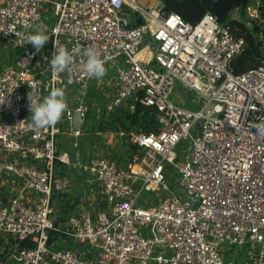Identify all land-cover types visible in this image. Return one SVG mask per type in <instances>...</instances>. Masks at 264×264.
Returning <instances> with one entry per match:
<instances>
[{"label": "built area", "instance_id": "2783aa9c", "mask_svg": "<svg viewBox=\"0 0 264 264\" xmlns=\"http://www.w3.org/2000/svg\"><path fill=\"white\" fill-rule=\"evenodd\" d=\"M139 1L0 4V50L22 51L15 64L0 59V264H240L225 259V245L252 246L248 263L264 264V65L230 69L245 41L215 14L193 24ZM261 4L249 0L238 12L259 21ZM51 11L50 26L44 14ZM41 25L50 39L37 52L26 38ZM54 39L73 55L70 71L53 72ZM88 48L117 70L101 87L108 113L134 112L141 103L160 114L156 132L127 134L139 146L128 165L100 151L74 161L58 149L59 122L29 128V95L38 102L55 87L66 100L75 95L83 124L70 128L81 135L95 79L84 70ZM177 80L203 98L202 108L171 100ZM70 110L64 121L71 126ZM183 139L190 152L179 161ZM167 164L183 194L140 203L142 192L168 190ZM71 167L87 174L100 202L94 212L58 220L54 201L71 187ZM28 240L32 246H21Z\"/></svg>", "mask_w": 264, "mask_h": 264}, {"label": "rangeland", "instance_id": "374dc122", "mask_svg": "<svg viewBox=\"0 0 264 264\" xmlns=\"http://www.w3.org/2000/svg\"><path fill=\"white\" fill-rule=\"evenodd\" d=\"M157 1L158 0H140L139 2L145 8H150L152 5L153 6L156 4L157 6L162 5L161 1L160 2ZM44 15L45 16L49 15L48 23L51 26L52 23H54L55 21L53 11L49 13H45ZM5 58L12 62L15 61L13 56H11L10 54L6 55ZM105 68H106V74L102 78H95L89 84L90 93L85 96L84 102L87 103L89 106L91 105L93 107V111L89 113V117L85 118V123L83 125L81 135L73 136L71 134V128H70L71 126L65 123L64 121L65 113H64L61 121L59 122V134L57 135L58 149L61 152L68 153L70 157L73 158L74 161L77 160L78 153L80 154V156L82 155L80 157L82 161L83 157L85 158L87 155H92L97 151L104 152V154L110 152L115 154V157L118 160V162H120L121 164L128 165L129 163H131L130 157L132 153L131 145H130L131 143L129 140V136L127 135L128 132L111 131V129L108 128H110L109 127L110 122H113L112 117L111 116L110 117L108 116L106 118L102 117V109L106 105L108 101V97L106 96L105 92H103L101 87L102 86L108 87L109 85L108 80L111 77H115L117 72V70L114 69L113 66H105ZM109 82L111 83V86H113L112 83L113 81H109ZM171 100L175 104L185 109L198 110L202 108L204 105L203 98L197 92L185 86L184 83L179 80L175 82ZM66 103H67V109H74V107L76 106L75 95L70 93L68 95V99L66 100ZM27 117L30 120V113H27ZM100 124H103L107 128V130L102 131L99 128ZM175 149L178 155V160L182 161L183 159L186 158L187 154L190 152V142L183 139L180 143L177 144ZM137 153H134V155ZM167 167L170 169L168 173L169 177L166 180L168 190L161 188L160 190H158V192H151V193H148L146 191L142 192L141 198L139 200L140 203L147 201L150 202L149 204H155L158 200L167 196V194L170 193V191L178 195L183 194L182 188L180 186V179H181L180 175L173 166H169L167 164ZM71 168L69 169V171L72 170L73 172L70 174V177L75 176L74 177L75 180L73 179L74 186L71 193L73 192L72 194H74L73 196L75 197L74 199L70 197H66L68 200L67 204H64L63 199L56 201L54 203L55 216H58V214L68 211L69 209L71 211V209H73L74 207V204L79 200L82 202L81 208H84L86 209L84 211H89V212H91L93 209L95 210V208L98 207V205H96L95 202L96 203L100 202V197L97 194V192L93 190L94 185L91 186L90 184L91 181H89V177L87 176V174L82 171L79 172L78 171L80 169L79 167H76L77 170H73ZM76 177H78V179ZM74 191H76V193L78 194L75 195ZM69 202H72L73 205L71 206ZM251 251H253L252 246L236 247V246L225 245L223 247V253L225 259H233L235 263H240V264H249L248 262L250 259Z\"/></svg>", "mask_w": 264, "mask_h": 264}, {"label": "trees", "instance_id": "16d2710c", "mask_svg": "<svg viewBox=\"0 0 264 264\" xmlns=\"http://www.w3.org/2000/svg\"><path fill=\"white\" fill-rule=\"evenodd\" d=\"M163 8L168 13H177L183 17L184 20L196 24L207 13L211 12L215 14L220 22H228L232 33L238 39L245 41L244 50L236 55L230 63V69L235 74H241L247 70H251L264 65V0L259 8L261 19L259 21L250 20L245 18H230V14L235 9H244L249 4V0H161ZM244 16V15H243ZM22 54L21 50H17L11 53L15 61L11 63L15 64L17 59ZM90 112L93 111V107L90 105ZM89 112V113H90ZM159 112L157 108L146 106L141 103H137L134 112H129L124 109H119L117 114H110L106 111V108L102 109V117H112L113 122H110L111 131L130 132L131 130L137 133L142 132L149 134L158 130V118ZM89 117V114L88 116ZM99 128L102 131H106L107 128L100 124ZM131 144V157L130 161L133 162V155L137 153L139 146ZM66 212V211H65ZM58 235H56L57 237ZM54 239V235L51 236V240ZM21 246H32L31 241H24ZM246 247V246H245Z\"/></svg>", "mask_w": 264, "mask_h": 264}, {"label": "clouds", "instance_id": "9594fccd", "mask_svg": "<svg viewBox=\"0 0 264 264\" xmlns=\"http://www.w3.org/2000/svg\"><path fill=\"white\" fill-rule=\"evenodd\" d=\"M14 29L9 28V32ZM15 32V31H14ZM50 37L46 34L44 26H37L32 34L26 38V43H30L38 52L49 41ZM54 55L50 61L51 68L55 73L70 71L73 55L65 47L60 46L57 40H53ZM84 70L89 78H102L106 74L105 61L101 59L93 48L86 50V61ZM29 128L38 132L44 128L56 125L61 121L67 110V103L64 90L53 87L47 96L38 102H33L29 95Z\"/></svg>", "mask_w": 264, "mask_h": 264}, {"label": "crops", "instance_id": "0c3cea01", "mask_svg": "<svg viewBox=\"0 0 264 264\" xmlns=\"http://www.w3.org/2000/svg\"><path fill=\"white\" fill-rule=\"evenodd\" d=\"M161 0H158L157 2H160ZM2 2H3V0H0V4H2ZM161 3H162V1H161ZM163 5V4H162ZM242 11V10H241ZM238 9H235L234 11H232V13L230 14V15H232L233 17H237V18H241V17H243V18H245V16H243V15H241L239 12V14L241 15V16H239L238 15ZM241 13H243V12H241ZM12 53V52H11ZM11 53H7V52H2L1 50H0V59H3V60H5V61H9V60H7L6 58H5V56L6 55H8V54H10L11 55ZM9 62H11V61H9ZM71 169H73V170H77V168H71ZM79 169V168H78ZM68 171H69V169H68ZM67 171V173H66V175H67V177L69 178V180H70V182H71V187L69 188V189H67L65 192H63V193H61L60 195H57V198L55 199V201H54V203L56 202V201H58V200H61V199H63V202H64V204H67V198L66 197H70V198H73L74 199V197L75 196H73L74 194H72L71 193V191L73 190V186H74V180H75V176L74 177H70V174L73 172L72 170H70L69 172ZM79 172L81 171L80 169L78 170ZM77 179H78V177H76ZM74 179V180H73ZM75 192V195L76 194H78V193H76V191H74ZM68 195H70V196H68ZM69 198V199H70ZM81 199V198H80ZM82 200V199H81ZM96 201V200H95ZM69 204H71V206L73 205L72 204V202H69ZM95 204L97 205V203L95 202ZM81 206H82V202L79 200L78 202H76L75 204H74V207H73V209H71V211H70V209L68 210V211H66V212H62L61 214H58V216H56L57 217V219L58 220H60V219H62V216L64 215V214H70V213H91V212H94L97 208H95V210L93 209L91 212H89V211H84V210H86V209H84V208H81ZM70 208H72V207H70ZM59 211H60V209H59ZM57 213H58V211H57Z\"/></svg>", "mask_w": 264, "mask_h": 264}, {"label": "water", "instance_id": "95a60500", "mask_svg": "<svg viewBox=\"0 0 264 264\" xmlns=\"http://www.w3.org/2000/svg\"><path fill=\"white\" fill-rule=\"evenodd\" d=\"M71 127L73 131H78L81 129L83 124V118L81 113L77 109H71Z\"/></svg>", "mask_w": 264, "mask_h": 264}, {"label": "bare ground", "instance_id": "6f19581e", "mask_svg": "<svg viewBox=\"0 0 264 264\" xmlns=\"http://www.w3.org/2000/svg\"><path fill=\"white\" fill-rule=\"evenodd\" d=\"M135 170H138V166H134Z\"/></svg>", "mask_w": 264, "mask_h": 264}]
</instances>
